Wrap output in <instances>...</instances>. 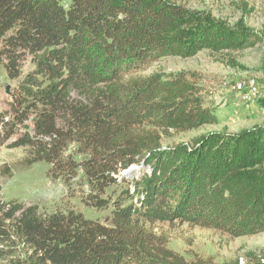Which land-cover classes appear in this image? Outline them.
<instances>
[{
    "label": "trees",
    "instance_id": "obj_1",
    "mask_svg": "<svg viewBox=\"0 0 264 264\" xmlns=\"http://www.w3.org/2000/svg\"><path fill=\"white\" fill-rule=\"evenodd\" d=\"M252 33L174 0H0V63L18 82L0 107L1 144L25 149L28 165L49 164L53 182L87 186L84 202L110 210L100 220L0 198L4 264H216L175 252L153 225L263 233L264 123L164 146L161 132L218 120L191 74L137 75L165 57L240 48Z\"/></svg>",
    "mask_w": 264,
    "mask_h": 264
},
{
    "label": "rangeland",
    "instance_id": "obj_2",
    "mask_svg": "<svg viewBox=\"0 0 264 264\" xmlns=\"http://www.w3.org/2000/svg\"><path fill=\"white\" fill-rule=\"evenodd\" d=\"M189 11H204L231 26L244 23L252 33L240 48L214 52L203 50L195 56H169L137 75H175L187 72L202 89L204 106L217 118L185 133L168 135L161 132L164 146L194 142L200 136L214 131L238 133L264 123V1L263 0H174ZM65 5L69 0H62ZM30 68L26 62L24 69ZM0 63V107L9 90L17 85ZM244 83V84H243ZM238 84H243L242 89ZM257 87L256 95L251 87ZM246 85V86H245ZM237 87V88H236ZM242 90V91H240ZM73 96H77L75 93ZM27 151L10 149L0 141V198L23 205L35 204L48 212L71 208L87 218L103 220L109 209L97 211L84 202L89 188L75 181L67 187L61 180L53 182L48 176L50 165L41 162L28 165ZM79 160L80 156L75 155ZM143 164H135L121 172L117 185L107 189L105 198H116L126 183L139 176ZM126 182L124 183V181ZM158 233L169 236V247L186 258H211L216 264H255L264 262V232L243 237H230L215 230L201 229L187 224L156 223ZM5 262L0 259V264Z\"/></svg>",
    "mask_w": 264,
    "mask_h": 264
},
{
    "label": "bare ground",
    "instance_id": "obj_3",
    "mask_svg": "<svg viewBox=\"0 0 264 264\" xmlns=\"http://www.w3.org/2000/svg\"><path fill=\"white\" fill-rule=\"evenodd\" d=\"M244 84V83H243ZM242 84V85H243ZM239 86V88H237L238 90L239 89H242V85L241 84H238ZM246 86V85H245ZM249 88H251V93H253L254 95H256V91H257V87L255 86V84L254 85H252L251 87H249ZM240 91H242V90H240Z\"/></svg>",
    "mask_w": 264,
    "mask_h": 264
},
{
    "label": "built area",
    "instance_id": "obj_4",
    "mask_svg": "<svg viewBox=\"0 0 264 264\" xmlns=\"http://www.w3.org/2000/svg\"><path fill=\"white\" fill-rule=\"evenodd\" d=\"M237 88V87H236Z\"/></svg>",
    "mask_w": 264,
    "mask_h": 264
}]
</instances>
